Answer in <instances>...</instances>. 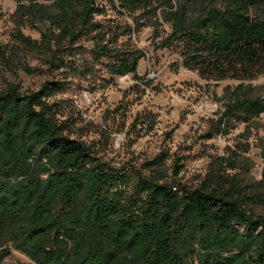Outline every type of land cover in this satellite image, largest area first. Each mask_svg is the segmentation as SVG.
Listing matches in <instances>:
<instances>
[{
  "label": "trees",
  "instance_id": "obj_1",
  "mask_svg": "<svg viewBox=\"0 0 264 264\" xmlns=\"http://www.w3.org/2000/svg\"><path fill=\"white\" fill-rule=\"evenodd\" d=\"M173 1L57 0L51 13L18 0L21 25H49L41 41L19 33V42L42 53L61 78L29 93L17 86L0 93V263L18 251L35 264H264V215L247 209L263 197L235 176L216 174L215 187L192 189L111 166L71 137L53 99L72 85L69 78L99 79L101 88L129 75L143 80L137 71L146 54L131 37L146 26L140 17L158 19L165 7L170 33L158 36V47L178 55L174 72L239 82L227 89L214 131L264 114V96L245 90L264 75V17L249 14L264 0H225L197 16ZM107 6L128 13L134 27L97 20ZM145 124L155 122L146 117ZM163 162L160 155L153 163Z\"/></svg>",
  "mask_w": 264,
  "mask_h": 264
},
{
  "label": "rangeland",
  "instance_id": "obj_2",
  "mask_svg": "<svg viewBox=\"0 0 264 264\" xmlns=\"http://www.w3.org/2000/svg\"><path fill=\"white\" fill-rule=\"evenodd\" d=\"M56 1L35 0L51 13L57 12ZM118 1L115 0L117 5ZM182 3L192 16L212 6L226 5L225 0L173 1L174 6ZM17 6L18 0H0V93L13 86L29 93L61 78V71L51 69L42 53L28 51L18 40L22 33L41 41L49 25L41 20L32 21V26L21 25ZM106 9V15L97 20L128 22L134 27L128 13L121 17L110 6ZM164 9L159 7L158 19L140 17L146 26L131 37L133 44L146 54L137 71L143 80L129 75L101 88L99 79L69 78L72 85L53 98L59 102L61 119L68 120L73 139L85 142L98 158L116 168L124 167L161 183L192 189L215 187L216 174L235 176L246 191L264 199V114L250 124H234L227 133L214 131L228 101L227 89L239 82H207L182 67L175 73L178 55L158 47V36L170 33L163 20ZM141 13L137 11L136 16ZM249 14L264 17V7H253ZM245 86L249 95L264 96V75L246 81ZM146 117L155 122L153 129L142 125ZM210 132L214 134L212 139L203 138ZM160 155L164 162L158 166L153 162ZM247 209L264 215L263 203L249 204ZM0 264L35 263L13 251Z\"/></svg>",
  "mask_w": 264,
  "mask_h": 264
}]
</instances>
